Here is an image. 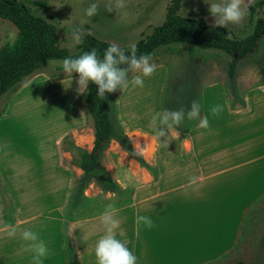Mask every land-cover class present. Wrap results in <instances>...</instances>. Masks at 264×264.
Segmentation results:
<instances>
[{"label": "rangeland", "instance_id": "1", "mask_svg": "<svg viewBox=\"0 0 264 264\" xmlns=\"http://www.w3.org/2000/svg\"><path fill=\"white\" fill-rule=\"evenodd\" d=\"M18 1L29 8L32 14L56 27L59 46L69 54H76L79 46L74 45L71 39L73 26L83 27L86 31L84 37L90 35L129 49L163 23L170 2L124 0L125 7L116 9L115 0ZM256 1L259 0H246L248 13L241 23L224 26L229 38L244 39L252 33L256 21L264 19V4L250 11ZM94 2L99 4L98 14L87 17L85 9ZM208 2L210 0H182L178 14L184 18H202L208 24H213L206 4ZM109 3L113 4L112 12L106 11ZM15 37V26L0 19V47L11 43ZM229 61L230 57L222 52L197 50L191 46L178 47L177 51L174 48L159 49L151 61L156 65V70L150 77L144 78L142 88L129 83L127 88L113 92L112 120L122 129L134 152L144 163L141 165L123 151L117 142L110 141L99 158V164L109 181L117 185L113 192L102 191L95 177L89 178L86 183L81 182V170L73 161L76 152L74 147L91 151L94 139L92 120L85 111L83 95H78L76 91L78 76L74 73L71 77L63 73L60 64L48 62L15 91L0 98V210L3 216H8L10 220L15 203L19 201L15 194L21 196L19 205L24 208L23 217L38 212L41 214L35 204L27 203L33 205L32 209L23 207L26 204L23 197L25 193L37 198L35 203L44 206L52 204L46 207V214H49L48 210L59 206L64 186L69 193L67 199L74 201L70 216H85L84 213L89 211L88 205L92 201L75 203L83 198L82 192L87 199L96 200L95 207L91 204L96 212H103L109 204L122 208L145 180V173L157 179L156 165L163 161L158 156L161 145L155 140L156 129L151 126L152 117L157 112L180 107L187 109L194 100L203 105L204 91L211 89H223L225 96L230 99L228 105L231 104L230 109H233L240 106L241 89L247 91L264 85V37L255 52L236 64L232 79L227 75ZM185 121L190 123V120ZM165 146L168 148L170 144L165 143ZM147 147L151 150L149 154L143 153ZM60 189L63 190L60 192ZM48 193L50 199L47 200ZM61 212L60 208L58 213ZM147 213L157 216L160 221L162 219L159 209H148ZM35 233L46 243L47 235L43 230L39 229ZM63 237L68 236L64 233ZM236 246L226 263H264V199L248 215L242 237ZM137 264H144L141 256L137 258Z\"/></svg>", "mask_w": 264, "mask_h": 264}, {"label": "crops", "instance_id": "2", "mask_svg": "<svg viewBox=\"0 0 264 264\" xmlns=\"http://www.w3.org/2000/svg\"><path fill=\"white\" fill-rule=\"evenodd\" d=\"M204 92L201 117L208 116L209 127L201 129L198 121L184 120L181 129L168 130L169 135L160 140L158 156L163 161L156 165L157 179L145 173L128 203L117 207L116 238L144 264H225L242 237L248 215L264 199V85L241 89L240 106L233 109L223 89ZM213 105L223 109L215 117L209 111ZM191 177L197 178L196 183H189ZM52 187L55 190L54 183ZM63 189L59 206L49 214L46 207L52 204L35 203L38 199L29 193L23 194V207L32 209L35 204L41 214L23 217L21 196L16 194L19 201L10 220L0 210V228L10 224L17 229L15 237L0 231V264H35L34 253L25 251L29 242L21 239L29 228L47 235L49 251L41 264H97L94 248L105 234L100 220L104 211L92 209L96 200L82 192L83 198L75 203L92 201L89 211L70 216L74 201L67 199L66 186ZM148 209H159L163 223ZM140 213L151 217L154 227H141L137 235L135 219Z\"/></svg>", "mask_w": 264, "mask_h": 264}, {"label": "trees", "instance_id": "3", "mask_svg": "<svg viewBox=\"0 0 264 264\" xmlns=\"http://www.w3.org/2000/svg\"><path fill=\"white\" fill-rule=\"evenodd\" d=\"M182 0H170L165 19L155 27L152 33L135 45L137 55L150 54L151 57L159 49L191 46L197 50L219 51L230 57L227 67L228 78L232 79L236 64L255 52L260 40L264 37V19H258L252 33L244 39L229 38L226 29L213 28L202 18H184L178 14ZM264 4V0L256 1L251 7ZM0 19L7 20L16 28V37L11 43L0 47V98L15 91L22 82L40 71L48 62L63 60L66 57L77 58L83 52L97 49L98 56L110 44L86 35L78 46L76 54L59 46L56 27L44 18L31 13L29 8L18 0H0ZM126 53L131 48L121 47ZM193 50H190L192 53ZM98 88L89 82L82 99L87 115L92 120L93 147L90 152L74 147L73 161L82 171V183L95 177V182L102 191L113 192L117 187L107 178L101 169L99 158L110 141H115L130 157L144 165L141 157L134 152L130 140L125 136L118 124L112 120L111 108L114 93L106 94L104 99L97 97ZM83 190V189H82ZM232 264H246L241 261ZM264 264V263H262Z\"/></svg>", "mask_w": 264, "mask_h": 264}, {"label": "clouds", "instance_id": "4", "mask_svg": "<svg viewBox=\"0 0 264 264\" xmlns=\"http://www.w3.org/2000/svg\"><path fill=\"white\" fill-rule=\"evenodd\" d=\"M208 12L213 18V28H223L228 24L241 23L248 13L246 0H210ZM114 7L121 9L125 7L124 0H115ZM99 4L91 3L85 9L87 17H94L98 14ZM106 11H113V4L106 5ZM63 22H67L63 21ZM85 29L80 26H73L71 29V39L74 45L83 43ZM150 54L137 55L136 45H132L128 53L115 43L110 44L103 51L102 57L98 56L97 49L93 48L83 52L77 58L66 57L63 60L53 61L60 64L63 73L76 74L77 94L83 95L87 91L89 82L98 88L97 97L104 99L106 94L122 90L129 86L143 87L144 78L150 77L156 70V65L152 62ZM131 75V79H129ZM220 105H213L209 111L213 117L222 112ZM187 120L198 121V127L207 129L209 127L208 116L201 117V104L192 101L185 109H164L157 112L151 120V126L156 129L155 140L160 143L162 137L167 136L168 130H176L182 122ZM178 134V133H177ZM196 177H191L190 184L196 183ZM118 209L109 204L106 206L100 217L105 226V234L96 242L94 254L97 264H137V258L132 251L121 240L116 238V229L120 227V220L116 218ZM136 234L139 235L141 227H154L153 220L149 216L137 215L135 219ZM8 237H15L17 229L10 224H4L0 228ZM21 239L29 242L25 251L34 253L35 264H41L43 258L48 255V248L44 241L39 238L38 233L25 230L21 234Z\"/></svg>", "mask_w": 264, "mask_h": 264}, {"label": "bare ground", "instance_id": "5", "mask_svg": "<svg viewBox=\"0 0 264 264\" xmlns=\"http://www.w3.org/2000/svg\"><path fill=\"white\" fill-rule=\"evenodd\" d=\"M140 144V143H139ZM137 146H139V145H137ZM143 153H146V154H149V153H151V150H150V148L149 147H147V149L145 150V151H143Z\"/></svg>", "mask_w": 264, "mask_h": 264}]
</instances>
